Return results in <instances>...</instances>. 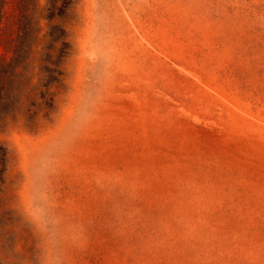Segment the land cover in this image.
Listing matches in <instances>:
<instances>
[{
	"label": "rangeland",
	"instance_id": "1",
	"mask_svg": "<svg viewBox=\"0 0 264 264\" xmlns=\"http://www.w3.org/2000/svg\"><path fill=\"white\" fill-rule=\"evenodd\" d=\"M0 264H264V0H0Z\"/></svg>",
	"mask_w": 264,
	"mask_h": 264
}]
</instances>
